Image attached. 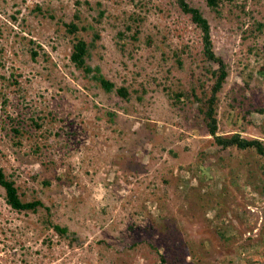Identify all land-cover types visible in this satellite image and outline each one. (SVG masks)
Returning a JSON list of instances; mask_svg holds the SVG:
<instances>
[{
    "label": "rangeland",
    "instance_id": "1",
    "mask_svg": "<svg viewBox=\"0 0 264 264\" xmlns=\"http://www.w3.org/2000/svg\"><path fill=\"white\" fill-rule=\"evenodd\" d=\"M185 1L227 67L217 135L264 144V0ZM136 2L0 0V170L43 203L16 212L0 187V264H264L261 158L215 145L200 102L171 99L205 101L219 66L175 0ZM77 10L88 30L70 35ZM93 31L88 64L128 100L69 61Z\"/></svg>",
    "mask_w": 264,
    "mask_h": 264
},
{
    "label": "trees",
    "instance_id": "2",
    "mask_svg": "<svg viewBox=\"0 0 264 264\" xmlns=\"http://www.w3.org/2000/svg\"><path fill=\"white\" fill-rule=\"evenodd\" d=\"M132 5L136 7L138 4L136 0H130ZM206 5L214 12L217 11L218 2L221 0H204ZM177 6L180 11L188 15L190 17L191 22L200 30L201 32V43H202V55L204 58L210 62H214L218 64V70L213 72L215 77V81L213 82V86L206 97L205 101L200 99L197 96V93L194 89L184 92L183 90L175 91L172 93L171 99L175 103H181L185 97L194 99L196 102H200L198 107L200 109V113L203 115V120L206 124L207 131L210 136H212L215 145L220 146L221 148H235L240 151L253 150L262 160L260 166V175L262 177L263 189L264 192V144L259 140H247L240 137L238 134H233L230 137L217 135V122H216V102L217 95L222 89L223 84L226 81L228 76L227 67L221 58L217 57L213 52L211 37H210V26L207 19L202 15L199 9L190 6L185 0H175ZM78 3V2H77ZM104 14L100 12L98 18H96V22H99V18ZM79 11L77 10L74 14L73 21L66 23L65 28L68 34L74 35L76 33L87 32L88 26L80 25L79 23H75V21H79ZM264 24H258L257 30L263 33L262 29ZM92 29V28H91ZM128 29V28H127ZM119 37H123V34H119ZM100 35L97 31H93L89 40H85L83 38H78L72 44L71 53L69 56V61L71 64L78 70L82 71L85 75H91V78L96 82V84L103 89L105 92H111L115 89V84L111 81L104 78V76L100 73L98 67L91 68L88 64V60L92 55V51L97 48V42L99 41ZM36 54L33 53L32 56ZM116 94L124 99H129L128 90L125 87H118L115 89ZM205 94L203 93V96ZM205 97V96H204ZM183 98V99H182ZM6 99L1 101L3 108L6 107ZM11 122L14 121V118L7 116ZM36 127H39V124L35 123ZM16 130L15 132H18ZM0 187L4 190L5 194V203L16 212H36V210L40 207H43V203L35 200L31 202H23L18 194L17 188L15 187L12 181L6 179L2 171L0 170ZM214 203V202H213ZM216 204V202H215ZM217 210V209H216ZM52 229L57 232L60 236H64L67 234L66 228H61L58 225H52ZM225 231V230H224ZM224 235V232L220 234V237ZM225 237V236H223ZM194 255V254H193ZM195 256V255H194ZM165 261L164 258H160V262L163 264Z\"/></svg>",
    "mask_w": 264,
    "mask_h": 264
}]
</instances>
